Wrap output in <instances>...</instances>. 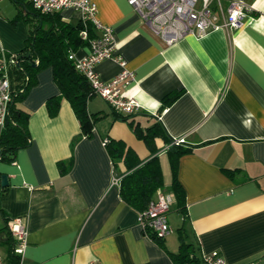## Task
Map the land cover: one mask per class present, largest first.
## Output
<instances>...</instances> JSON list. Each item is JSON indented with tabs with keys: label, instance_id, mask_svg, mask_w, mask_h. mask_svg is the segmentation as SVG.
<instances>
[{
	"label": "crops",
	"instance_id": "0c3cea01",
	"mask_svg": "<svg viewBox=\"0 0 264 264\" xmlns=\"http://www.w3.org/2000/svg\"><path fill=\"white\" fill-rule=\"evenodd\" d=\"M93 1L95 17L111 27L121 57L105 58L94 70L105 80L131 70L134 79L122 90L140 104L130 113L133 124L145 130L158 123L166 138L183 137L181 145L189 148L176 169L183 205L172 188L165 138L154 137L152 149L95 93L87 100L88 112L96 114L88 135L67 99L50 115L46 101L60 90L45 66L17 101L29 112L28 142L0 157V176L8 180L0 185V232L9 235L8 218L22 219L23 264H175L170 254L182 238L197 258L216 249L227 264H264V0H243L252 9L237 28L186 34L170 44L127 0ZM58 12L67 21L80 20L71 8ZM27 36L0 11V49L18 52ZM88 52L86 44L75 54ZM13 78L14 68L12 89ZM170 93L176 97L164 101ZM106 139L131 150L129 163L157 155L158 188L175 196L167 214L172 231L164 238L145 234L139 211L122 198L126 161L110 155Z\"/></svg>",
	"mask_w": 264,
	"mask_h": 264
},
{
	"label": "built area",
	"instance_id": "2783aa9c",
	"mask_svg": "<svg viewBox=\"0 0 264 264\" xmlns=\"http://www.w3.org/2000/svg\"><path fill=\"white\" fill-rule=\"evenodd\" d=\"M29 2L40 13H51L71 8L79 11L80 20L89 21L97 31L89 36L86 28L79 31V36L88 41L89 52L83 56H76L71 51L68 57L74 61L75 67L88 80L92 92L104 98L115 110L123 114H130L140 110L139 102L127 96L122 86L134 79L133 72L122 68L110 79H102L94 70L95 65L109 57L121 60L114 51V38L110 26L101 23L96 17V4L93 0H23ZM127 0L142 21L166 44H170L186 34L199 37L217 28L234 29L239 27L251 6L243 0ZM18 64L17 52H5L0 49V131L5 124L10 102L12 101V86L10 70ZM174 143L184 142L183 137L172 138ZM108 140H104L106 144ZM120 178L113 176L112 182L118 184ZM155 197L150 199L147 206L139 211V224L145 234H154L164 238L172 228L167 214L175 196L172 192L157 189ZM7 231L13 241V252L19 255L26 245L27 229L19 217L7 219ZM199 264H227L219 250L204 252L199 258ZM0 264H5L0 253ZM248 264H254L250 262Z\"/></svg>",
	"mask_w": 264,
	"mask_h": 264
},
{
	"label": "trees",
	"instance_id": "16d2710c",
	"mask_svg": "<svg viewBox=\"0 0 264 264\" xmlns=\"http://www.w3.org/2000/svg\"><path fill=\"white\" fill-rule=\"evenodd\" d=\"M17 1L25 9V15H34L36 22L29 28L24 47L17 52L18 64L14 67L15 83L12 89V101L5 124L0 131V157L4 153L13 155V150L28 142L29 112L18 106L17 101L34 83L35 73L45 66L51 67L53 78L60 90L59 94L48 97L46 101L48 113L52 116L56 115L61 99H67L79 120L82 131L87 135L90 134L93 119L96 118L95 113L90 114L87 110V100L93 93L90 84L84 74L75 67L74 61L68 57L69 52L88 44L87 40L79 36L81 29L86 28L89 36L95 35L92 23L82 20L67 21L58 11L40 13L29 2ZM175 97L176 94L170 93L164 97V101ZM132 117L133 114L118 113V118L127 121L135 134L152 149H154V137L156 136H163L168 142L172 188L178 205L182 206L184 193L176 177V169L179 156L187 152L189 148L181 143L172 142L173 139L166 138L158 123L146 127L145 130L137 128L133 124ZM122 145V142L113 140L106 143L112 157H123L126 161L127 172L120 181V194L127 203L140 211L147 206L155 190L162 185L161 167L157 155L141 163L138 161L129 163L126 155L131 153V150L124 149ZM150 234L154 238L161 239ZM6 241H10L9 235ZM189 246L190 244L182 238L178 251L170 254L175 264H199L198 258L189 250ZM12 247L13 244L9 245L4 258L5 264L19 263V255L13 252Z\"/></svg>",
	"mask_w": 264,
	"mask_h": 264
},
{
	"label": "rangeland",
	"instance_id": "374dc122",
	"mask_svg": "<svg viewBox=\"0 0 264 264\" xmlns=\"http://www.w3.org/2000/svg\"><path fill=\"white\" fill-rule=\"evenodd\" d=\"M1 14L10 23L15 31L23 28L29 33V28L34 24V15H25V9L17 0H3L0 3ZM9 248V242H0V253L5 258Z\"/></svg>",
	"mask_w": 264,
	"mask_h": 264
},
{
	"label": "water",
	"instance_id": "95a60500",
	"mask_svg": "<svg viewBox=\"0 0 264 264\" xmlns=\"http://www.w3.org/2000/svg\"><path fill=\"white\" fill-rule=\"evenodd\" d=\"M8 183L6 174H2L0 176V185L4 186ZM0 240L5 241L7 240V235L4 231L0 232Z\"/></svg>",
	"mask_w": 264,
	"mask_h": 264
}]
</instances>
